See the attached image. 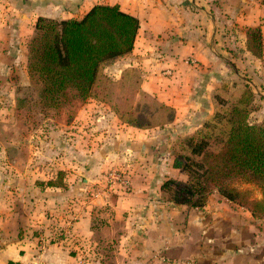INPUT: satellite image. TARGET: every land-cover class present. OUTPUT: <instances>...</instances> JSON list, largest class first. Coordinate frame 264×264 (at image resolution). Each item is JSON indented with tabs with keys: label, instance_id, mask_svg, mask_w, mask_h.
I'll return each instance as SVG.
<instances>
[{
	"label": "crops",
	"instance_id": "0c3cea01",
	"mask_svg": "<svg viewBox=\"0 0 264 264\" xmlns=\"http://www.w3.org/2000/svg\"><path fill=\"white\" fill-rule=\"evenodd\" d=\"M77 1L0 0V114L10 110V96L11 109L16 108L12 74L27 79V43L39 17L80 19L96 4H119L140 21L128 60L142 69L143 90L174 107L176 117L164 128L139 130L123 124L107 105L89 100L75 122L61 128L65 136L53 132L51 165L40 151L45 138L38 137L31 166L14 172L17 184L10 170L2 186L0 264H81V259L102 264L92 225L97 210L106 206L112 215L105 226L118 241L106 264H264V222L245 209L218 194L202 210L160 200L167 178L185 180L173 168L171 146L161 141L178 130L194 134L214 111L215 74L224 57L215 18L198 0ZM231 14V37L241 36L238 43H227L234 54L228 59L236 75L245 73L256 95L251 120L264 125V55H251L246 37L251 27H260L264 37V0H237ZM189 57L197 64L188 63ZM111 167L127 170L130 191L112 189L93 198L90 190L95 183L104 185ZM59 172L64 186H47ZM119 224L124 232H116ZM61 230L69 236L58 235Z\"/></svg>",
	"mask_w": 264,
	"mask_h": 264
},
{
	"label": "trees",
	"instance_id": "16d2710c",
	"mask_svg": "<svg viewBox=\"0 0 264 264\" xmlns=\"http://www.w3.org/2000/svg\"><path fill=\"white\" fill-rule=\"evenodd\" d=\"M140 29L137 17L123 11L119 4H96L82 18L56 20L39 17L34 35L27 43V73L41 103L60 110L68 105L65 125L73 124L79 109L89 100L108 105L128 127L139 130L161 128L174 122V107L159 101L142 89L139 70H125L118 80L105 70L133 53ZM247 50L262 59L264 37L260 27L246 30ZM240 90V88H239ZM219 92L213 114L194 136L171 150L173 168L185 180L167 178L160 188L165 203L202 210L214 193L261 219L264 213V125L251 120L256 95L250 90L235 95L230 103ZM20 107V99H16ZM64 173L59 172L49 187H63ZM255 184L262 199L249 202L241 185ZM251 200V199H250ZM252 201V200H251ZM92 229L102 264L111 259L117 239L99 235L106 222L103 213L112 215L109 206L99 208ZM264 222V221H263ZM111 244H115L111 246ZM12 264V263H11Z\"/></svg>",
	"mask_w": 264,
	"mask_h": 264
},
{
	"label": "rangeland",
	"instance_id": "374dc122",
	"mask_svg": "<svg viewBox=\"0 0 264 264\" xmlns=\"http://www.w3.org/2000/svg\"><path fill=\"white\" fill-rule=\"evenodd\" d=\"M116 1H121V0H97V2L100 3H114ZM198 2L199 4L202 3L203 4L202 8L205 11H207L208 14L212 15L213 18H215V22L217 23V28L219 29V43H220L219 47H221L220 50L223 51L220 54H224L223 55L224 57L222 60L223 63H221V67L219 68V73L215 74L217 75L219 82L217 87L213 91L212 101L214 104V108H217L218 106L220 108V105L217 104L215 100V95L217 92L221 94L219 96L221 97L223 96L222 98L230 103L233 102V97L237 94L238 96H243L244 91L250 90L251 92H253L252 87L248 82L249 79L245 75V73L242 72L241 74L236 75L234 73L235 71L233 67L230 65L231 62L233 64L235 63L232 60L228 59V58L233 59L232 55L234 54L231 55L232 51L227 49L226 47L227 43L232 42L231 40L233 41L236 40V42L238 43L240 41L238 39V36H241L238 33H236L235 38L232 39L230 34L233 28V24L231 20L235 19L234 16L231 14V10L233 6L237 4V0H198ZM129 5L123 2V8L126 9L127 7H129ZM130 57L131 55L126 56L125 58L120 59L119 61L115 62L113 65L109 66L105 70L107 76L113 80H118L125 70L134 68L139 70L142 76V80L144 81L142 69L138 66H133L131 61L128 60V58ZM186 61L193 65L197 64V61L191 57L186 59ZM195 67L199 69L201 68V65ZM210 69L211 68H209V70ZM204 74H207L206 71ZM12 75H13L12 80L15 81L13 85L15 87L18 86L17 88L18 97L16 96V99L17 98L20 99V107L19 109H17L18 107H16L13 110L11 109V107L13 106V97L10 96L9 101L10 104L12 105L9 106L10 110L7 113L0 114V197L3 196V192H4L2 189L3 184L9 179L6 177L7 173H9L10 170L12 171V178H11L12 182L14 179H16V184H17L19 181L18 180L19 177L18 175H16L17 173L15 174L14 172L16 170H21L26 167L28 168V165L31 166L32 162L34 161L33 159L37 156L35 153V147H36V142L39 143L38 137H41V135L42 137L45 138L44 139L45 146L42 149L40 148L41 154L43 156V161L46 163V165L52 164L53 152H55V149L51 147L52 143H50V141L53 138L52 137L53 132H56L57 136H61L62 134H64L65 136L63 130L61 132V128H63V126H66L64 123L65 120L68 119L71 109V107H69L68 105L62 107L60 110L51 109L44 106L41 103V99L38 95L37 89L35 88V86L31 85L28 76L25 81L23 80L21 74L19 73H14ZM253 106L254 107L257 106L256 100ZM109 110L113 115H115L110 107ZM210 116H208L205 120H207ZM204 121H202V124ZM4 124H6L8 127L4 128L3 127ZM58 132H60V135H58ZM172 133L173 136L165 135V140L161 141L163 142L162 145H165L166 148L168 147L166 144L170 145L171 150H176V149L179 150L180 149L179 144L181 142H184L188 137L195 135V133L194 134L188 133V130H183V131L178 130L176 134L174 132ZM37 145L39 146V144ZM171 157L173 160V155H171ZM8 158L9 160L11 159L12 161L11 164H9V160H7ZM23 162H25L26 165ZM241 187L243 190L248 191V194L246 195L245 199L248 200L249 202H253V200L262 199L263 197L262 191L255 184H243L241 185ZM212 197L213 196H211L210 198ZM106 215L102 216L101 218L107 222V219L111 218V215H109L108 212L106 213ZM260 218L261 219H257V221L263 222L264 213L261 214ZM108 229L109 227L107 226L106 228L105 227L102 228L99 235L103 237V239L113 240L114 235L111 234L110 230ZM56 232L58 235L60 234L62 237L68 235L64 230H61L60 232L59 231ZM116 232H124L123 228L121 229L120 224L117 227ZM114 245L111 244V246Z\"/></svg>",
	"mask_w": 264,
	"mask_h": 264
},
{
	"label": "built area",
	"instance_id": "2783aa9c",
	"mask_svg": "<svg viewBox=\"0 0 264 264\" xmlns=\"http://www.w3.org/2000/svg\"><path fill=\"white\" fill-rule=\"evenodd\" d=\"M131 186L132 183L127 170L119 167H112L106 172V180L104 185L95 183L90 190V195L93 198H100L112 189L130 191ZM80 263L85 264L84 259H81Z\"/></svg>",
	"mask_w": 264,
	"mask_h": 264
}]
</instances>
